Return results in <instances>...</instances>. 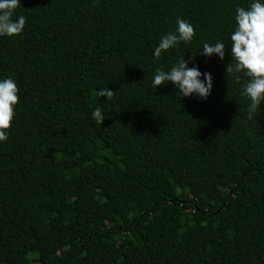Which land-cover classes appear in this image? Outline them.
<instances>
[{"label":"trees","instance_id":"obj_1","mask_svg":"<svg viewBox=\"0 0 264 264\" xmlns=\"http://www.w3.org/2000/svg\"><path fill=\"white\" fill-rule=\"evenodd\" d=\"M248 3L20 0L24 30L0 38V78L18 87L0 143V264H264V104L248 119L245 78L225 74ZM178 16L192 42L154 59ZM216 40L224 61L197 55ZM184 55L212 74L206 101L151 87Z\"/></svg>","mask_w":264,"mask_h":264},{"label":"clouds","instance_id":"obj_2","mask_svg":"<svg viewBox=\"0 0 264 264\" xmlns=\"http://www.w3.org/2000/svg\"><path fill=\"white\" fill-rule=\"evenodd\" d=\"M20 0H0V38H12L21 34L26 18L16 14ZM234 29L229 36L228 49L230 61L225 65V74H231L238 83L241 76L245 79L240 84L239 95L247 101V118L252 119L260 105L264 104V0H249L246 6H237L234 10ZM193 25L177 17L175 28L159 38L153 50V58L159 59L169 49L181 43L190 44L194 37ZM197 55L205 58L215 56L219 61L225 59V44L221 40L214 43L203 42ZM189 61L178 58L167 70L157 68L151 78V87L172 85L176 96L195 97L206 101L211 95L213 81L208 71L201 72L197 66H188ZM99 97L109 100L114 93L107 87L98 89ZM18 104V87L11 77L0 78V143L8 139ZM91 118L102 124L105 120L100 107L91 112Z\"/></svg>","mask_w":264,"mask_h":264},{"label":"rangeland","instance_id":"obj_3","mask_svg":"<svg viewBox=\"0 0 264 264\" xmlns=\"http://www.w3.org/2000/svg\"><path fill=\"white\" fill-rule=\"evenodd\" d=\"M141 203L144 204V203H145V200L142 199V200H141ZM34 233H35L36 235H39V233H40V230H39V228H38L37 226H34Z\"/></svg>","mask_w":264,"mask_h":264}]
</instances>
